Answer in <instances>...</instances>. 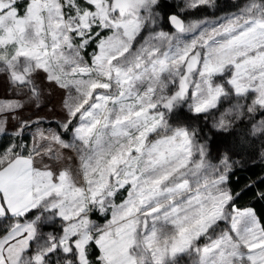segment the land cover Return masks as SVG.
I'll list each match as a JSON object with an SVG mask.
<instances>
[{"label": "snow or ice", "instance_id": "obj_1", "mask_svg": "<svg viewBox=\"0 0 264 264\" xmlns=\"http://www.w3.org/2000/svg\"><path fill=\"white\" fill-rule=\"evenodd\" d=\"M209 7L0 0V264H264V0Z\"/></svg>", "mask_w": 264, "mask_h": 264}, {"label": "trees", "instance_id": "obj_2", "mask_svg": "<svg viewBox=\"0 0 264 264\" xmlns=\"http://www.w3.org/2000/svg\"><path fill=\"white\" fill-rule=\"evenodd\" d=\"M162 2L165 8H172L177 5L174 1L171 0H162ZM217 3L220 5L219 10H213L210 7L202 8L201 12L197 14V17L211 16L213 15V13L216 16H219L225 12L235 11V6L241 4L242 0H217ZM261 167H264V165H262L258 159H253L252 161H250L248 166L242 167L240 171H236L233 174L232 180L234 182V186H237L239 190V187H243L244 185H246L249 179H256L259 175H261ZM250 198V194L245 195L242 197L240 203L244 204ZM252 206L257 209L259 214H264V202H256Z\"/></svg>", "mask_w": 264, "mask_h": 264}, {"label": "rangeland", "instance_id": "obj_3", "mask_svg": "<svg viewBox=\"0 0 264 264\" xmlns=\"http://www.w3.org/2000/svg\"><path fill=\"white\" fill-rule=\"evenodd\" d=\"M171 1H174L176 4H179V3H181V0H171ZM2 89H0V94H2ZM58 98V97H57ZM225 105H227V101H225ZM52 227H54V226H52ZM180 264H188V259H187V257H183L182 259H181V261H180Z\"/></svg>", "mask_w": 264, "mask_h": 264}]
</instances>
